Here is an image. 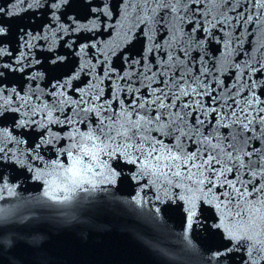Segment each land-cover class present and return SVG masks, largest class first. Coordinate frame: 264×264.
<instances>
[{"label": "snow or ice", "instance_id": "obj_1", "mask_svg": "<svg viewBox=\"0 0 264 264\" xmlns=\"http://www.w3.org/2000/svg\"><path fill=\"white\" fill-rule=\"evenodd\" d=\"M48 27L75 48L30 57ZM98 195L149 217L146 247L264 264V0H0V252L24 246L14 204Z\"/></svg>", "mask_w": 264, "mask_h": 264}, {"label": "water", "instance_id": "obj_2", "mask_svg": "<svg viewBox=\"0 0 264 264\" xmlns=\"http://www.w3.org/2000/svg\"><path fill=\"white\" fill-rule=\"evenodd\" d=\"M43 21L42 10H27L26 6L21 8V15L16 19L19 26L26 28L33 35H36L34 30H38ZM119 31L118 25L117 32H113L112 37L96 36L95 41L92 42L107 41L108 43L103 45L107 48L117 42ZM46 34L47 43L39 37L31 41L34 47L29 53L30 57L37 56L41 49L53 48L63 53L66 49L71 50L69 45L75 48L72 43L76 40L75 35L70 38L66 33L57 36L53 27H48ZM39 35L44 36L45 32H40ZM65 39H68L69 44L61 47ZM20 51L27 53L29 50L22 47ZM40 59L43 57L41 56ZM25 66L27 73L25 79L33 72L42 71L40 68L27 71V61ZM35 86L28 85V87ZM25 188L23 195L26 198L39 199L34 191V185L29 183ZM10 213L13 218L10 221L12 229L23 234L24 246L12 253L5 245L4 250L0 252L3 264H8L9 261H14V264H175L176 262L180 245L177 236L160 239V242L153 247H146L145 242L138 239L139 233L159 239L154 233L149 217L130 207L120 205L111 195H98L92 200L85 198L68 207H53L45 203L27 205L20 202L12 206ZM29 216L33 217L32 223L25 224L24 221ZM176 227L178 235V223ZM9 235L11 232H6L5 236Z\"/></svg>", "mask_w": 264, "mask_h": 264}]
</instances>
